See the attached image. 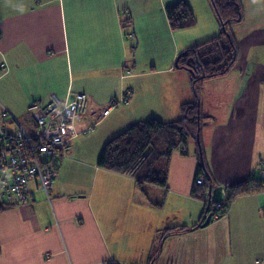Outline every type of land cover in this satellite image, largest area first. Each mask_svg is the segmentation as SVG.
Returning <instances> with one entry per match:
<instances>
[{"label": "crops", "instance_id": "0c3cea01", "mask_svg": "<svg viewBox=\"0 0 264 264\" xmlns=\"http://www.w3.org/2000/svg\"><path fill=\"white\" fill-rule=\"evenodd\" d=\"M176 1L0 0L5 127L28 124L32 102L82 93L89 110L75 122L71 143L99 137L92 149L71 144L67 157L55 158L49 195L34 181L26 202L0 194V203L10 205L0 213V264H264V184L193 230L211 184L206 195H193L196 149L173 153L167 187L146 184L143 192L134 178L97 165L104 144L132 124L177 121L194 101L190 73L176 59L220 27L209 0H185L196 24L173 31L165 8ZM239 1L243 16L231 25L236 65L206 82L200 95L203 156L212 185L224 186L225 196L260 179L264 167V0ZM113 102L118 106L99 122ZM174 226L193 231L162 240Z\"/></svg>", "mask_w": 264, "mask_h": 264}, {"label": "trees", "instance_id": "16d2710c", "mask_svg": "<svg viewBox=\"0 0 264 264\" xmlns=\"http://www.w3.org/2000/svg\"><path fill=\"white\" fill-rule=\"evenodd\" d=\"M209 2L220 27L219 34L187 49L186 55H180L176 59L177 67L190 73L194 101L182 106V116L177 121L164 122L156 117H150L132 124L107 141L99 153L97 165L100 168L134 178L141 189L146 184L166 188L172 155L177 151L186 155L190 140L195 141L197 145L195 154L199 163L195 180L199 177H204L206 180L201 185L195 181L193 195L197 197L200 193L205 194L208 183L212 184L201 143V125L204 118L201 115L200 95L206 82L226 75L236 65L238 44L231 31V25L242 19L243 6L239 0H209ZM165 11L173 31L191 28L196 24L193 11L185 0L167 5ZM121 103H128L127 99H123ZM116 106L118 105L114 108ZM102 120L99 118V122ZM262 184H264L262 178H254L229 188L225 196V205L221 209L209 206L205 200L202 219L193 230L202 228L210 214L213 215L210 222L216 219L215 216L223 217L234 199L262 191ZM9 207L8 204L0 203V213ZM193 230L174 226L164 230L161 237L163 240ZM160 249L159 245L153 258L159 259ZM152 261L153 259H150L149 264Z\"/></svg>", "mask_w": 264, "mask_h": 264}, {"label": "built area", "instance_id": "2783aa9c", "mask_svg": "<svg viewBox=\"0 0 264 264\" xmlns=\"http://www.w3.org/2000/svg\"><path fill=\"white\" fill-rule=\"evenodd\" d=\"M116 102L110 103L109 109L99 113L102 120L114 108ZM34 128L28 132L17 120L8 130L7 114L0 116V194L9 202L23 203L31 195L30 182L38 183L39 188L49 195V190L57 177L55 158L67 157L70 152L71 136L75 135V122L86 115L89 99L85 95L61 101L51 95L44 104L32 103L29 107ZM264 180V167L260 171ZM204 177L196 179L197 184L205 183ZM223 201L206 204L223 208ZM216 218L218 216H215Z\"/></svg>", "mask_w": 264, "mask_h": 264}, {"label": "rangeland", "instance_id": "374dc122", "mask_svg": "<svg viewBox=\"0 0 264 264\" xmlns=\"http://www.w3.org/2000/svg\"><path fill=\"white\" fill-rule=\"evenodd\" d=\"M165 83H166V81H165ZM208 103H211V101H208L206 104H208ZM29 123L28 124H23L29 131H32L33 130V128H34V124H33V120H32V118L29 116ZM27 119V120H28ZM204 135H205V132H204ZM86 137V138H85ZM97 139H99V137H98V134L95 136V134H93V135H91V134H86V135H84V136H82L80 139L78 138V139H76V140H74V141H72V143L70 142V146H71V144H72V146H74L77 150H79V148H81L82 146L85 148V151H86V149L88 150V149H92L93 148V144H95V140H97ZM201 141H202V137H201ZM78 143V144H77ZM196 142L195 141H193V140H190L189 142H188V145H187V148H188V150H195L196 149ZM203 145V144H202ZM70 153V152H69ZM68 153V154H69ZM196 153V152H195ZM74 159H77L76 157H74ZM75 170H76V172H77V174L79 175V172H80V169H79V167H77V168H75ZM141 191L143 192V190L141 189ZM161 242H162V240H161ZM160 245H161V243H160ZM161 247V246H160Z\"/></svg>", "mask_w": 264, "mask_h": 264}, {"label": "water", "instance_id": "95a60500", "mask_svg": "<svg viewBox=\"0 0 264 264\" xmlns=\"http://www.w3.org/2000/svg\"><path fill=\"white\" fill-rule=\"evenodd\" d=\"M181 55H186V52H183V54ZM199 135H198V139H199ZM203 162V160H202ZM225 188L224 186L222 185H219V186H214L212 184L209 185V189H208V200L210 202H212L213 204H217L221 201H223V198H224V195H223V192H224ZM212 214L208 215V217L206 218V221L203 225V227L207 226L212 218Z\"/></svg>", "mask_w": 264, "mask_h": 264}, {"label": "bare ground", "instance_id": "6f19581e", "mask_svg": "<svg viewBox=\"0 0 264 264\" xmlns=\"http://www.w3.org/2000/svg\"><path fill=\"white\" fill-rule=\"evenodd\" d=\"M77 95H85L86 97H87V95L86 94H82V93H78V94H71V95H69V97L66 99V100H69V99H72V98H74V97H76ZM88 98V97H87ZM89 99V98H88ZM32 103H40V104H44V103H42V102H38V101H35V102H32ZM31 103V104H32ZM30 104V105H31ZM30 107V106H29Z\"/></svg>", "mask_w": 264, "mask_h": 264}]
</instances>
